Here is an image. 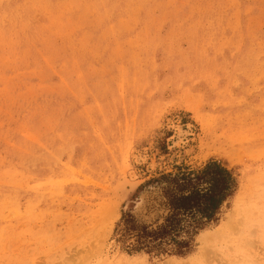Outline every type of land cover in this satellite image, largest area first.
<instances>
[{
    "label": "rangeland",
    "instance_id": "374dc122",
    "mask_svg": "<svg viewBox=\"0 0 264 264\" xmlns=\"http://www.w3.org/2000/svg\"><path fill=\"white\" fill-rule=\"evenodd\" d=\"M210 160L215 219L133 250ZM0 264H264V0H0Z\"/></svg>",
    "mask_w": 264,
    "mask_h": 264
},
{
    "label": "trees",
    "instance_id": "16d2710c",
    "mask_svg": "<svg viewBox=\"0 0 264 264\" xmlns=\"http://www.w3.org/2000/svg\"><path fill=\"white\" fill-rule=\"evenodd\" d=\"M153 184L159 185L165 208L161 222L146 224L131 213H125L122 219L128 236L136 245H143L135 246V251L153 248L164 252L168 246L174 250L186 248L193 236L215 219L237 188L232 172L215 160L196 172L162 176Z\"/></svg>",
    "mask_w": 264,
    "mask_h": 264
},
{
    "label": "water",
    "instance_id": "95a60500",
    "mask_svg": "<svg viewBox=\"0 0 264 264\" xmlns=\"http://www.w3.org/2000/svg\"><path fill=\"white\" fill-rule=\"evenodd\" d=\"M151 190H153V189H151V188L150 189H146L144 192H142L140 197H144L145 198L150 193Z\"/></svg>",
    "mask_w": 264,
    "mask_h": 264
},
{
    "label": "bare ground",
    "instance_id": "6f19581e",
    "mask_svg": "<svg viewBox=\"0 0 264 264\" xmlns=\"http://www.w3.org/2000/svg\"><path fill=\"white\" fill-rule=\"evenodd\" d=\"M145 198L144 197H141L140 200H138L139 202H144V203L141 204L142 205V208L145 207Z\"/></svg>",
    "mask_w": 264,
    "mask_h": 264
}]
</instances>
